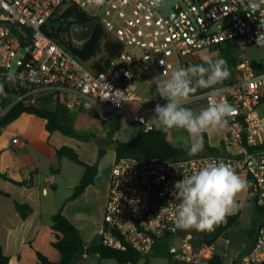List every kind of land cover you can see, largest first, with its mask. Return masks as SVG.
Instances as JSON below:
<instances>
[{"label": "built area", "instance_id": "built-area-1", "mask_svg": "<svg viewBox=\"0 0 264 264\" xmlns=\"http://www.w3.org/2000/svg\"><path fill=\"white\" fill-rule=\"evenodd\" d=\"M163 1L150 7L147 0H105L101 6L95 0H0V131L1 122L16 107L41 110L57 105L104 122L125 117L144 133L155 131L146 122L155 105L166 101L159 96L160 81L155 86L147 82L155 87V95L143 96L151 74L167 79L175 67L195 64L192 56L226 42L241 50L257 46L260 13H251L249 0H174L167 14L161 13ZM71 7L100 27L99 54L104 53L105 40L119 46L108 64H101V71L93 68L95 57L84 62L71 50ZM234 65L232 81L198 90L185 104L201 102L207 107L226 100L235 109L220 130V151L161 162L135 155L114 160L98 232L102 247L135 252L143 264L146 257L148 264H209L217 256V246L229 244V229L219 234H214L215 228L177 229L178 201L172 193L176 181L210 160L231 163L247 182L246 198L264 208V59L254 69L240 54ZM13 143H19L16 137ZM33 176L28 172L23 181ZM53 181V175L44 179L48 185ZM254 233L241 264H264V224ZM163 243L166 256L151 257Z\"/></svg>", "mask_w": 264, "mask_h": 264}, {"label": "crops", "instance_id": "crops-1", "mask_svg": "<svg viewBox=\"0 0 264 264\" xmlns=\"http://www.w3.org/2000/svg\"><path fill=\"white\" fill-rule=\"evenodd\" d=\"M248 48L249 47L245 50H241L240 47L233 42H226L218 47L210 48L219 52L218 57L228 61L231 72L228 78L229 81H232L235 77L236 72L234 64L240 54H244L248 57L254 69H259L260 62L264 57L256 61L251 60L247 54ZM197 58L198 54L192 56L191 60L196 64L195 61ZM147 82L151 81L149 79L146 80L142 91L143 96L148 97L155 95L154 88ZM192 107L193 110L204 108L201 102L193 104ZM3 130L6 133L5 136L0 139V173L5 174L9 179H0L4 184L3 187H0V191L7 194V196L0 195V244L3 248V252L9 257V264H38L35 255L36 251L45 255L49 260L58 262L60 260V255L51 246L54 240L51 230V217L60 211L78 230V226L75 223L77 216L74 214L67 216L65 211L69 206L78 204L82 200L85 192L77 199L67 201L73 192V188L76 186L70 185L68 188L69 193L62 196V203L59 208L53 210L57 205V201L54 198L57 191L56 183L53 181L48 187L44 182L46 177L43 178L42 183L39 181V178L42 175L40 168L43 163L49 171V176H55L60 172V167H55L54 163L58 160L60 164L61 160L64 158H57L55 153L59 147L65 144L66 136L58 132L48 133L45 129V122L31 114H22L1 131ZM205 134L212 147L217 148V145H220V130H210ZM15 137L19 141L18 144L13 143ZM216 138V145H214L213 141ZM66 146L76 149L71 145ZM28 172H34L33 179L30 182H24V176ZM10 180L15 183H24V185L20 186L14 184ZM106 197L107 192L102 204V215ZM246 197L247 187L241 192L238 200L236 198V201L240 202V204L237 205L240 206L241 209L243 205L249 204L246 202ZM14 202L26 204L30 207L31 211L25 219L21 218L15 210ZM241 209L240 215L242 212ZM235 213L236 211L227 216L234 215ZM240 215L236 225L239 223ZM262 216L264 217V208L262 210ZM252 217L253 214L249 217L248 224L243 232L239 230L230 233L231 228L228 231L230 235L232 234V237L238 240V246H240L238 250L232 251V249H230V239L228 245L219 244L217 246L216 254L220 257L222 264H232L240 254L247 252L252 246L255 236L251 224ZM92 240L93 238L88 241L90 242ZM88 244L89 243H84L85 246H88ZM94 256L98 258V255L95 254ZM84 258H86V255Z\"/></svg>", "mask_w": 264, "mask_h": 264}, {"label": "clouds", "instance_id": "clouds-1", "mask_svg": "<svg viewBox=\"0 0 264 264\" xmlns=\"http://www.w3.org/2000/svg\"><path fill=\"white\" fill-rule=\"evenodd\" d=\"M104 2L95 0L97 6ZM158 3L159 0H147L150 7H156ZM249 7L253 15L260 13L256 19L255 45L264 47V0H249ZM201 59V63L176 69L167 79L161 80L158 92L166 103H157L153 115L146 122L164 132L173 128L184 130L187 133L184 139L190 144L189 155L202 150L204 133L225 128L228 118L235 112L226 100L211 102L199 110L185 106L199 89H214L231 75L228 61L224 58L206 55ZM140 120L145 123L143 117ZM246 187V180L237 174L231 163L210 160L193 174L174 183L172 195L178 201L175 227L212 231L237 207L236 197Z\"/></svg>", "mask_w": 264, "mask_h": 264}, {"label": "trees", "instance_id": "trees-1", "mask_svg": "<svg viewBox=\"0 0 264 264\" xmlns=\"http://www.w3.org/2000/svg\"><path fill=\"white\" fill-rule=\"evenodd\" d=\"M70 14L72 17L71 24L75 23H86L90 21L86 15L80 13L75 8L71 7ZM103 40L102 31L97 28L94 37L87 44L85 48L76 49L72 48L73 54L80 60L86 62L92 58L98 56L100 53V43ZM119 51V46L109 40L104 42V53L94 63L93 68L96 71H101L102 65H107L110 58H112ZM31 114L45 122V129L48 133L58 132L63 136L89 140L90 135H79L75 133L70 124L71 114L62 106H55L52 109H21L19 107L11 110L5 119L1 122V127H6L8 124L16 120L22 114ZM110 129L118 131L120 129V119L117 118L110 122ZM110 133V132H109ZM111 135V134H110ZM167 132L155 130L147 133L142 132L135 139L118 143L115 149V159H118L125 155H135L138 153H144L148 158L155 159L162 155H168L170 158L185 157L188 152L182 148H175L171 146L166 139ZM203 150L206 153L218 152L219 150L212 147L209 144L206 134L203 135ZM56 157L66 158L70 162L80 165L83 168V174L78 182V184L73 188L71 196L67 201H72L81 196L86 188L93 184L94 179L97 175V165L86 164L82 162L79 158V154L76 149L70 146L63 145L56 150ZM0 179L9 180L5 174L0 173ZM11 181V180H10ZM17 185H24V183H15ZM0 195L7 196V194L0 191ZM246 202L253 204L250 198H246ZM254 213L251 219L252 229L255 230L256 226L260 223L264 224V217L262 216V208L257 207L255 204ZM14 208L18 212L21 218L25 219L31 209L26 204H21L14 202ZM240 215V207L237 205L236 213L234 215L226 216L225 220L219 225L215 226L214 234H219L224 230H228L235 226L238 222V217ZM51 230L53 232L54 240L51 246L59 253L60 260L58 262H53L49 260L45 255L40 252H35L38 264H80L84 259V256L93 254L98 255L99 260H114L116 264H138V262L143 259L139 254L132 252L130 250L126 252H120L112 249L102 247L100 244L91 243L88 246L84 245V242L79 234V231L75 225L66 219L62 213L59 211L51 217ZM229 233V232H228ZM229 236V235H228ZM166 244L163 243L151 254V257H165L166 256ZM251 248V247H250ZM245 253V252H244ZM240 254L232 264H241V257L244 254ZM146 264H148V258L146 257ZM0 264H9V257L3 252V248L0 244ZM209 264H222L220 257L215 256L209 261Z\"/></svg>", "mask_w": 264, "mask_h": 264}, {"label": "rangeland", "instance_id": "rangeland-1", "mask_svg": "<svg viewBox=\"0 0 264 264\" xmlns=\"http://www.w3.org/2000/svg\"><path fill=\"white\" fill-rule=\"evenodd\" d=\"M218 54L219 52H216L214 49H205L198 53V58L195 62L196 64L201 63V58L206 55L217 58ZM247 54L251 60L256 61L259 58L264 57V47L250 46L247 50ZM101 56V54H98V56L94 58V61H98ZM176 69L177 67H175L174 70ZM149 80L155 86V83L157 81L161 82V80L163 79L158 80L154 75L151 74V76H149ZM226 81L229 80L227 79ZM192 106L193 104L186 107L193 108ZM105 115L107 116L108 113L106 112ZM70 120L71 121L69 125L73 128L75 133L79 135H90V137L88 141L84 139L65 137L64 145L74 146L77 149L79 158L82 162L86 164L95 163L97 165V175L93 184L90 185L85 191L82 200L78 204H74V206H69L65 211V214L67 216H71V214L77 216L75 223L78 226L80 236L83 239L84 243L91 244L92 242L99 244L100 239L98 237V231L102 222V204L107 192L109 175L111 173L112 166L115 160L114 146L118 145V143H124L135 139L142 133V130L140 126L131 124L125 117L120 118V129L118 131L113 130V133H109L111 131L110 122H104L98 116L91 117L90 113H71ZM5 133L6 132L4 130L0 131V139L1 137L5 136ZM185 137H187V133L182 129L176 128L168 130L166 135V139L171 146L175 148H182L188 152L190 144L184 139ZM217 138L213 141L214 145H216ZM104 139H106V143H102ZM99 149L103 150L101 155H99ZM216 149L220 151L218 145ZM203 152L204 150L202 148L199 153ZM54 166L57 168L60 167V172L54 176V181L57 186V191L54 198L57 201V205L53 210H56V208H59L60 204L62 203V196L69 193L68 188L70 187V185L75 186L78 184L83 174V168L80 165L70 162L66 158L62 159L60 164L57 160L54 163ZM40 172L42 175L39 178V181L42 183L43 178L49 176V171L44 163L41 165ZM3 185L4 184L0 181V187H3ZM46 186H48V184H46ZM240 195L241 193L237 195V200ZM237 204H240V202H237ZM235 211L236 208L232 212ZM241 211L242 212L240 215L239 223L238 225L231 227L230 233H234L239 230H242L243 232L248 224L249 217L254 213V206L250 203L243 205ZM231 235L227 233V236L231 240L230 249H232V251L238 250L240 248V246H238V240ZM92 238L93 240L89 242L88 240ZM80 264L116 263L113 260L100 261L99 258L94 256L93 254H89L80 262ZM138 264L143 263L140 260ZM153 264L162 263L154 261Z\"/></svg>", "mask_w": 264, "mask_h": 264}, {"label": "water", "instance_id": "water-1", "mask_svg": "<svg viewBox=\"0 0 264 264\" xmlns=\"http://www.w3.org/2000/svg\"><path fill=\"white\" fill-rule=\"evenodd\" d=\"M173 4H174V0H164L161 5V13L167 14L171 10ZM97 28H98V24L95 20H90L82 24L79 23L72 24L69 28V37H70L71 45L77 49L84 48L89 43V41H91L92 38L94 37ZM17 31H19L18 28ZM22 41L23 43H26L27 39H22ZM110 133H113L112 129ZM102 143H106V139H104ZM116 148L117 145L114 146V149ZM102 152L103 150L99 149V155H101ZM135 156L157 162L166 161L169 159L168 155H162L159 158H155V159L148 158L144 153H138L135 154Z\"/></svg>", "mask_w": 264, "mask_h": 264}, {"label": "flooded vegetation", "instance_id": "flooded-vegetation-1", "mask_svg": "<svg viewBox=\"0 0 264 264\" xmlns=\"http://www.w3.org/2000/svg\"><path fill=\"white\" fill-rule=\"evenodd\" d=\"M86 46H87V45H86ZM86 46H85V47H86ZM85 47H84V48H85Z\"/></svg>", "mask_w": 264, "mask_h": 264}]
</instances>
